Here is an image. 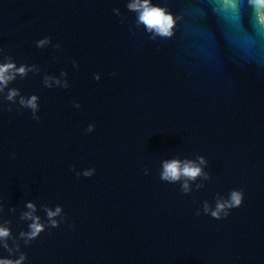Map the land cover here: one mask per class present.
Instances as JSON below:
<instances>
[{
	"label": "water",
	"instance_id": "obj_1",
	"mask_svg": "<svg viewBox=\"0 0 264 264\" xmlns=\"http://www.w3.org/2000/svg\"><path fill=\"white\" fill-rule=\"evenodd\" d=\"M233 2L229 24L211 11L223 0H153L182 19L152 41L127 0H0V47L41 69L9 86L39 96V121L0 99V222L27 230L26 201L68 218L21 241L26 264H264V25ZM45 36L60 48H37ZM61 71L67 89L44 87ZM177 156L207 159L205 187L160 179ZM232 189L244 202L227 218L195 214Z\"/></svg>",
	"mask_w": 264,
	"mask_h": 264
},
{
	"label": "clouds",
	"instance_id": "obj_2",
	"mask_svg": "<svg viewBox=\"0 0 264 264\" xmlns=\"http://www.w3.org/2000/svg\"><path fill=\"white\" fill-rule=\"evenodd\" d=\"M248 5L254 10L258 16L260 24L264 25V0H247ZM128 12L135 14V26L143 27L152 41L168 40L173 38L178 22L182 19L175 16L166 6L153 3V0H127L125 5ZM237 9V4L233 0H223L222 4L213 5L211 11L214 15L222 16L223 20L229 24H235L233 13ZM112 12L115 16L121 17L119 8H113ZM123 19V18H122ZM52 46L56 49L60 48V44H52V38L45 36L36 41L37 48H46ZM73 68L78 69L79 65L76 61L72 62ZM41 69L36 64H20L15 62L11 55L5 53L0 47V99L6 102L9 107L8 111H12V105H18L17 111L20 109H28L31 111L33 120L39 121L40 104L39 96H25L17 87H9L17 78H26L29 73L39 74ZM115 75V73H113ZM68 73L61 71L59 76L45 74L42 78L44 87L67 89L70 85L67 79ZM100 74H95L94 79L100 80ZM75 108H80L78 102H73ZM95 130L94 124H89L86 132L91 133ZM15 158V153L12 154ZM208 161L204 156H197L195 159L184 158L179 156L164 159L161 164L160 179L169 184L180 185V191L187 195L194 188L199 190L205 187L204 182L211 180V175L206 171ZM71 171L75 172L77 177H92L95 174V168L85 169L82 172L77 171L75 165L71 166ZM144 174L148 175L149 170L144 169ZM200 181V182H197ZM244 190L232 189L227 196L217 194L214 206L205 200L200 208L196 210V215H209L214 219L220 220L227 218L231 210L239 208L244 202ZM45 213L42 218L38 215V206L33 201H26L24 210L20 212V220L27 222V230H21L18 235H14L10 227V221L0 222V249H3L7 256H0V264H26L28 257L21 250V241L25 247L30 246L33 241L37 240L41 233L59 228L62 223H67V214L61 205L54 208L48 205L40 206ZM9 211L15 212V207ZM4 212L3 203L0 202V213ZM11 241V243H9Z\"/></svg>",
	"mask_w": 264,
	"mask_h": 264
}]
</instances>
